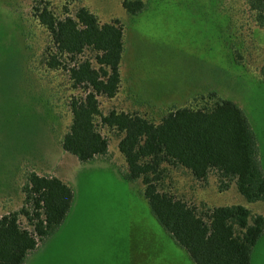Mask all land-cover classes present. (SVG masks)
Returning a JSON list of instances; mask_svg holds the SVG:
<instances>
[{
	"label": "rangeland",
	"instance_id": "obj_1",
	"mask_svg": "<svg viewBox=\"0 0 264 264\" xmlns=\"http://www.w3.org/2000/svg\"><path fill=\"white\" fill-rule=\"evenodd\" d=\"M44 1L59 19L86 7L100 23L123 25L120 89L112 99L97 98L103 114L136 112L157 122L168 108L214 92L245 113L264 172V81L258 69L264 29L252 28L242 0H144L136 15L122 8L123 0ZM32 6L31 0H0V214L6 205L18 207L31 171L61 179L73 201L24 264H193L151 215L142 184L123 179L125 163L113 134L101 130L108 157L82 163L61 148L68 100L80 92L69 89L67 73L44 65L50 38L32 17ZM169 181L173 194L195 204L264 213L263 203H247L235 185L218 192L213 177L202 185L173 170ZM250 264H264V233Z\"/></svg>",
	"mask_w": 264,
	"mask_h": 264
},
{
	"label": "trees",
	"instance_id": "obj_2",
	"mask_svg": "<svg viewBox=\"0 0 264 264\" xmlns=\"http://www.w3.org/2000/svg\"><path fill=\"white\" fill-rule=\"evenodd\" d=\"M31 2L32 17L50 38L44 65L67 73L69 89L80 92L68 100L63 151L82 163L108 157V140L101 133L105 129L117 139L125 163L123 179L142 184L151 215L193 264H250L252 249L264 233V213L242 205L195 204L173 194L170 181L165 183L171 171L182 170L202 185L213 177L218 192L235 185L247 203L264 205L257 142L240 106L209 92L187 106L168 108L157 122L136 112L103 114L97 98L112 99L120 89L123 25L118 20L100 23L86 7L59 19L46 1ZM241 2L252 28L263 30L264 0ZM144 3L123 0L121 6L136 15ZM86 52L91 59L82 58ZM258 69L264 81V62ZM20 194L21 206L0 216V264H24L64 221L73 201L68 184L33 171L25 176Z\"/></svg>",
	"mask_w": 264,
	"mask_h": 264
},
{
	"label": "crops",
	"instance_id": "obj_3",
	"mask_svg": "<svg viewBox=\"0 0 264 264\" xmlns=\"http://www.w3.org/2000/svg\"><path fill=\"white\" fill-rule=\"evenodd\" d=\"M257 146L259 147V144H257ZM258 147H257V148H258ZM258 153H259V155L261 154V153H260V149H258ZM10 205H11V204H10ZM7 206H8V205H6V206L4 207V209H3L4 212H2V214L6 213L7 211L17 210V209L21 206V194H20V198H19V202H18V207H17V208H12V209H10V207H11V206H10L9 209H8ZM251 211L255 213L254 210H251ZM2 214H0V216H1Z\"/></svg>",
	"mask_w": 264,
	"mask_h": 264
}]
</instances>
